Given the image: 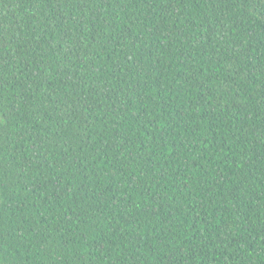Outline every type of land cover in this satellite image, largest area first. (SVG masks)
I'll return each mask as SVG.
<instances>
[{
  "label": "trees",
  "instance_id": "obj_1",
  "mask_svg": "<svg viewBox=\"0 0 264 264\" xmlns=\"http://www.w3.org/2000/svg\"><path fill=\"white\" fill-rule=\"evenodd\" d=\"M0 264H264V0H0Z\"/></svg>",
  "mask_w": 264,
  "mask_h": 264
}]
</instances>
